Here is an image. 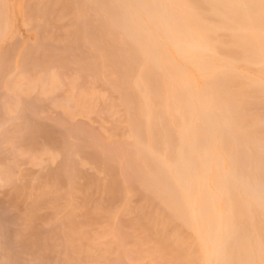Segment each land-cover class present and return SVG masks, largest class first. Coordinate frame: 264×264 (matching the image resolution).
I'll use <instances>...</instances> for the list:
<instances>
[{
    "label": "bare ground",
    "instance_id": "obj_1",
    "mask_svg": "<svg viewBox=\"0 0 264 264\" xmlns=\"http://www.w3.org/2000/svg\"><path fill=\"white\" fill-rule=\"evenodd\" d=\"M99 1L103 6L99 8L98 3V8L106 6L110 16L102 17L106 21L110 18L106 22L109 31L113 27L119 30V34L108 32L101 25L105 22H100L102 31L106 30L99 36L109 40L114 33L123 49L124 45L137 49L131 66L130 55L126 65L132 69L137 65L140 71L133 73L136 80L128 69V79L134 77L133 89L139 93V106L133 101V84L130 89L126 76L121 85H127L126 91L131 92L127 97L132 102L128 98V104L137 105L130 109L139 107V113L147 116V121L142 118L147 129L135 139L139 144L134 147L139 151L127 161L140 163L133 165L134 169L142 167L137 186L148 190L152 201L148 202L155 206L154 218L148 213L153 220L145 215L151 222L145 225L144 216L140 221H145L140 227L147 229V235L155 236V240H147L156 244L151 254L158 256L159 263L163 260L162 264H264V0ZM69 2L64 6L70 9L75 4L80 8L82 3ZM107 32L112 34L110 38ZM151 102H156L157 110L152 109ZM143 123L138 122L140 127ZM154 135L159 141L153 144ZM107 169L109 175V171L115 173ZM44 178L45 184L52 180ZM135 183L130 184L136 187ZM104 184L97 183L94 189L112 193L113 202L120 201L119 191L123 198L128 187L119 183L123 192L114 182ZM16 190L15 197L21 194V188ZM35 245L38 251L41 247Z\"/></svg>",
    "mask_w": 264,
    "mask_h": 264
},
{
    "label": "rangeland",
    "instance_id": "obj_2",
    "mask_svg": "<svg viewBox=\"0 0 264 264\" xmlns=\"http://www.w3.org/2000/svg\"><path fill=\"white\" fill-rule=\"evenodd\" d=\"M73 1L83 4L70 9L64 6L67 0H0V264H162L152 255L155 236H148L144 227L156 210L148 190L137 186L142 167L134 169L140 163L127 161L139 151L134 145L147 129L142 119L147 116L139 107L130 109L139 106V93L133 89V73L139 70L126 63L131 60V66L137 49H123L116 35L108 33L115 29L106 26L110 16L105 5L99 9L102 2ZM98 23L108 30L102 31ZM104 29L112 41L99 36ZM128 69L135 77L130 76L132 82ZM125 76L136 106L128 104L130 90L121 85ZM154 103H149L153 110ZM134 116L145 124L143 130ZM154 137L153 144L159 141ZM141 146L137 149L143 150ZM107 167L115 171H109L110 178ZM42 176L52 180L45 184ZM110 180L127 190L123 198L119 191L121 202L111 201L112 193L102 188L94 189L97 183L113 184ZM16 188L23 189L17 197ZM134 190L143 193V199L147 196V203ZM142 217L147 223L143 220L140 227Z\"/></svg>",
    "mask_w": 264,
    "mask_h": 264
}]
</instances>
